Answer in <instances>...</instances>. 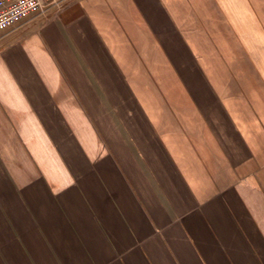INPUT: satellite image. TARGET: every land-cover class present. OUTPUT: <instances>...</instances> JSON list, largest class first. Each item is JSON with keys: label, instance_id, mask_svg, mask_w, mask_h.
<instances>
[{"label": "crops", "instance_id": "0c3cea01", "mask_svg": "<svg viewBox=\"0 0 264 264\" xmlns=\"http://www.w3.org/2000/svg\"><path fill=\"white\" fill-rule=\"evenodd\" d=\"M0 264H264V0L0 33Z\"/></svg>", "mask_w": 264, "mask_h": 264}, {"label": "built area", "instance_id": "2783aa9c", "mask_svg": "<svg viewBox=\"0 0 264 264\" xmlns=\"http://www.w3.org/2000/svg\"><path fill=\"white\" fill-rule=\"evenodd\" d=\"M61 0H0V33L23 24L30 16L45 12Z\"/></svg>", "mask_w": 264, "mask_h": 264}, {"label": "rangeland", "instance_id": "374dc122", "mask_svg": "<svg viewBox=\"0 0 264 264\" xmlns=\"http://www.w3.org/2000/svg\"><path fill=\"white\" fill-rule=\"evenodd\" d=\"M61 3H64V0H61V1L58 2V4H61ZM55 5H56V4H55ZM55 5L49 6L48 9L52 8V7L55 6ZM246 29H247V27H246ZM249 46L252 47V46H253V43H249Z\"/></svg>", "mask_w": 264, "mask_h": 264}]
</instances>
